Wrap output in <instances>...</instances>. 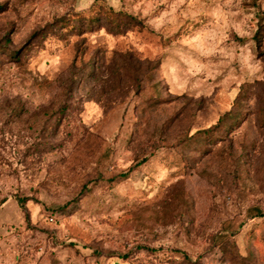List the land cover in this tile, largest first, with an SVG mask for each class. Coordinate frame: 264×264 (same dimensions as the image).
<instances>
[{"label":"rangeland","instance_id":"obj_1","mask_svg":"<svg viewBox=\"0 0 264 264\" xmlns=\"http://www.w3.org/2000/svg\"><path fill=\"white\" fill-rule=\"evenodd\" d=\"M99 5L138 24L63 26ZM0 264H264V0H0Z\"/></svg>","mask_w":264,"mask_h":264},{"label":"trees","instance_id":"obj_2","mask_svg":"<svg viewBox=\"0 0 264 264\" xmlns=\"http://www.w3.org/2000/svg\"><path fill=\"white\" fill-rule=\"evenodd\" d=\"M137 24L138 21L136 18L127 12L113 9L110 6L99 5L97 7H89L84 13L79 12L73 14L72 20L64 22L63 26L66 27L68 31L74 32L77 36L87 32H93L97 29H104L107 33L112 35H122ZM262 25L263 24H260L258 26L253 36L256 48H260L263 43ZM100 59L101 58H96L95 56L91 58L90 62L92 68L91 76L95 83V87L100 81L104 87L106 86L120 91L125 90L127 92L133 88L141 89L143 82L151 75L152 69L143 67L144 62L136 59L128 52L121 53L119 60H116V63L112 66L110 64L107 65L104 60ZM226 115L229 114L220 116L212 127L203 130L204 134H208L207 137L209 139H212L211 133L214 130L220 129L221 123ZM129 171L130 169L121 174V176L125 177ZM122 258L124 261L129 260L127 254L122 255Z\"/></svg>","mask_w":264,"mask_h":264},{"label":"built area","instance_id":"obj_3","mask_svg":"<svg viewBox=\"0 0 264 264\" xmlns=\"http://www.w3.org/2000/svg\"><path fill=\"white\" fill-rule=\"evenodd\" d=\"M48 221L52 222L53 221V217L52 216H48Z\"/></svg>","mask_w":264,"mask_h":264}]
</instances>
